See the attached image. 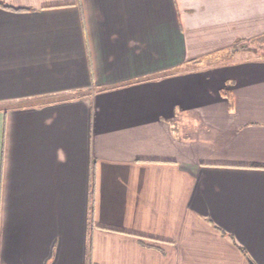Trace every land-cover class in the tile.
Listing matches in <instances>:
<instances>
[{"label":"crops","instance_id":"1","mask_svg":"<svg viewBox=\"0 0 264 264\" xmlns=\"http://www.w3.org/2000/svg\"><path fill=\"white\" fill-rule=\"evenodd\" d=\"M4 1L0 264H264V0Z\"/></svg>","mask_w":264,"mask_h":264},{"label":"rangeland","instance_id":"2","mask_svg":"<svg viewBox=\"0 0 264 264\" xmlns=\"http://www.w3.org/2000/svg\"><path fill=\"white\" fill-rule=\"evenodd\" d=\"M256 43L257 42L240 43V44L235 45L232 48V50H235L237 48H238L237 51L238 50H252L253 49L254 52L258 53L259 56H264V38H263V40L258 41L257 44ZM243 46H244V48H243ZM226 56L227 55H225V54H221V55H216L213 58H215L217 61H225L224 59ZM226 59H227V57H226ZM208 65H210V64H208Z\"/></svg>","mask_w":264,"mask_h":264},{"label":"trees","instance_id":"3","mask_svg":"<svg viewBox=\"0 0 264 264\" xmlns=\"http://www.w3.org/2000/svg\"><path fill=\"white\" fill-rule=\"evenodd\" d=\"M0 5L2 6V7H5V8H10V9H16V10H21V9H24V8H21V7H14V6H11L10 4H8V3H6L4 0H0ZM234 47V46H233ZM246 47V46H245ZM243 48H244V46H243ZM242 48V49H243ZM238 49V48H237ZM237 49H235L234 51H237ZM223 93H224V91H223ZM225 94L227 95H229V93H227V92H225ZM260 167H264V164L263 165H261Z\"/></svg>","mask_w":264,"mask_h":264},{"label":"water","instance_id":"4","mask_svg":"<svg viewBox=\"0 0 264 264\" xmlns=\"http://www.w3.org/2000/svg\"><path fill=\"white\" fill-rule=\"evenodd\" d=\"M250 264H253L252 262Z\"/></svg>","mask_w":264,"mask_h":264}]
</instances>
